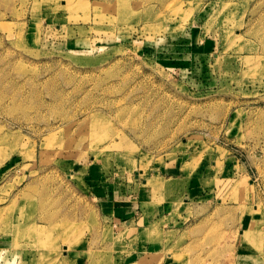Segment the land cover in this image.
I'll return each mask as SVG.
<instances>
[{"label":"rangeland","instance_id":"374dc122","mask_svg":"<svg viewBox=\"0 0 264 264\" xmlns=\"http://www.w3.org/2000/svg\"><path fill=\"white\" fill-rule=\"evenodd\" d=\"M167 263L264 264V0H0V264Z\"/></svg>","mask_w":264,"mask_h":264},{"label":"crops","instance_id":"0c3cea01","mask_svg":"<svg viewBox=\"0 0 264 264\" xmlns=\"http://www.w3.org/2000/svg\"><path fill=\"white\" fill-rule=\"evenodd\" d=\"M189 41H190V42H189V44H190L189 46H190L191 48H194V47H195V43H194L195 41H194L192 38L189 39ZM193 41H194V42H193ZM168 207H169V206H168ZM114 208H115V207H114ZM164 209H165V207L162 208V210L160 211L159 216L162 215V213H163L162 211H165ZM117 211H121V212H122L123 210H122V208L118 207V208H117ZM161 212H162V213H161ZM141 218H142V217H141ZM154 218H155V217H154ZM129 225H130V224H129ZM131 226H132V225H131ZM143 250H144V249H143ZM142 252H144V251H142ZM167 264H170V263H167Z\"/></svg>","mask_w":264,"mask_h":264},{"label":"bare ground","instance_id":"6f19581e","mask_svg":"<svg viewBox=\"0 0 264 264\" xmlns=\"http://www.w3.org/2000/svg\"><path fill=\"white\" fill-rule=\"evenodd\" d=\"M65 1H66V4H68V3L70 2V0H65ZM246 210H247V209H246ZM246 210H245V211H246ZM249 221H250V222H252V219L250 218V220H249ZM247 232H250V231L248 230ZM243 234H247V233H246V231H244V233H243Z\"/></svg>","mask_w":264,"mask_h":264}]
</instances>
